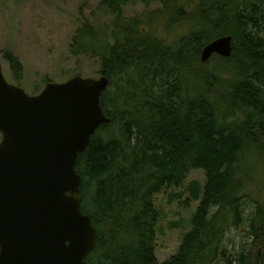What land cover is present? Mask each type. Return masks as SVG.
<instances>
[{
  "label": "trees",
  "instance_id": "1",
  "mask_svg": "<svg viewBox=\"0 0 264 264\" xmlns=\"http://www.w3.org/2000/svg\"><path fill=\"white\" fill-rule=\"evenodd\" d=\"M134 1L100 0L109 25L84 17L72 37L71 56H94L110 81L101 106L111 123L99 127L76 167L82 212L99 234L87 260L158 264L156 200L168 194L169 206L190 198L198 208L179 252L162 264H264V204L243 175L264 151V0H138L157 7L128 17ZM225 36L232 55L202 64L203 48ZM6 59L21 81L18 58ZM196 170L204 184L187 183ZM248 198L255 211L245 217ZM242 227L251 243L226 258L228 231Z\"/></svg>",
  "mask_w": 264,
  "mask_h": 264
},
{
  "label": "water",
  "instance_id": "2",
  "mask_svg": "<svg viewBox=\"0 0 264 264\" xmlns=\"http://www.w3.org/2000/svg\"><path fill=\"white\" fill-rule=\"evenodd\" d=\"M231 36L207 44L202 64L232 55ZM110 84L75 76L29 95L0 60V264H91L98 231L82 212L76 167L99 127Z\"/></svg>",
  "mask_w": 264,
  "mask_h": 264
},
{
  "label": "rangeland",
  "instance_id": "3",
  "mask_svg": "<svg viewBox=\"0 0 264 264\" xmlns=\"http://www.w3.org/2000/svg\"><path fill=\"white\" fill-rule=\"evenodd\" d=\"M99 2L0 0V59L6 79L22 87L28 94H33L35 89H43L47 80L53 83L67 82L76 74L83 78L99 79V62L94 56L80 57V60L71 56L72 37L84 17L95 26L109 25L111 19L97 9ZM156 7L152 5L147 9L135 0L127 7L125 14L128 17H140ZM7 52H13L23 67L24 77L21 81L14 82L11 65L6 59ZM254 157L243 175L251 178L247 189L250 196L264 204V151L257 150ZM191 180L204 184L205 173L192 171L187 183ZM183 187L172 190L180 192ZM167 196L161 194L156 200L163 215L158 224L155 245L158 264L169 261L179 252L183 235L191 231V217L198 208V204L190 198L169 206L165 200ZM251 199L243 201L245 217H250L255 211ZM215 213L216 210H213L211 214ZM250 243L247 227L232 228L227 233L222 252L229 258L231 252L233 256Z\"/></svg>",
  "mask_w": 264,
  "mask_h": 264
},
{
  "label": "bare ground",
  "instance_id": "4",
  "mask_svg": "<svg viewBox=\"0 0 264 264\" xmlns=\"http://www.w3.org/2000/svg\"><path fill=\"white\" fill-rule=\"evenodd\" d=\"M44 89V88H43Z\"/></svg>",
  "mask_w": 264,
  "mask_h": 264
}]
</instances>
